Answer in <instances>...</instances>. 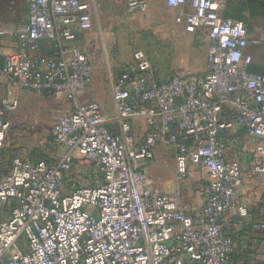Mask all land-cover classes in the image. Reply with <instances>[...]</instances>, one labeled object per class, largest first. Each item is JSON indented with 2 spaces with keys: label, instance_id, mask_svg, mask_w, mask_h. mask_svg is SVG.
<instances>
[{
  "label": "built area",
  "instance_id": "built-area-1",
  "mask_svg": "<svg viewBox=\"0 0 264 264\" xmlns=\"http://www.w3.org/2000/svg\"><path fill=\"white\" fill-rule=\"evenodd\" d=\"M167 4L180 8L176 22L187 33L206 32L207 70L159 81L137 49L132 62L109 73L113 118L98 101L80 99L92 83L93 60L77 42L94 27V0H27V22L0 28L18 39L0 64V80L69 104L52 128L54 144L65 148L58 161L18 154L0 164V264H232L241 253L227 219L264 230V219L253 220L238 195L244 169L229 154L230 145L245 150L242 129L264 159V73L249 69L247 26L225 15V0ZM147 7L145 0L127 3L128 11ZM17 105L8 85L0 95V148ZM135 120L146 125L141 139ZM158 143L173 150L178 180L191 163L207 171V200L194 213L180 191L151 187L147 164ZM76 160L94 164L102 178L67 191L64 175ZM250 175L264 186V160Z\"/></svg>",
  "mask_w": 264,
  "mask_h": 264
},
{
  "label": "crops",
  "instance_id": "crops-1",
  "mask_svg": "<svg viewBox=\"0 0 264 264\" xmlns=\"http://www.w3.org/2000/svg\"><path fill=\"white\" fill-rule=\"evenodd\" d=\"M128 0H108V36L110 26L114 22L121 21L123 19V15L121 13V9L123 4ZM148 4V8L155 7L160 10L162 16H165L164 22L166 25L171 26L169 28L170 32H174L177 34V40L184 41V45L187 46L186 50L178 49L180 42L175 43L169 49H165L167 51H175L178 52L181 59L186 61V65L183 68L177 69H169L164 68L161 71H158L157 68H154V62L151 61L147 52L145 51L147 57L149 58L152 67L155 72V76L159 81H166L171 77H168L169 72L178 73L186 70H192L199 73H205L207 70V50L209 40L206 32L199 31L195 34L187 33L184 30L182 24L176 22V15L180 8L169 6L167 4V0H145ZM247 0H225L226 6L224 9L225 15L227 17L242 20L248 29L249 33V44L247 45L245 52L250 54L253 57V65L258 70L264 69V11L263 12H252L249 8L245 6ZM96 5V0H94ZM128 3V2H127ZM127 8V4L126 7ZM186 11H189V7H185ZM96 13V12H95ZM25 20L23 23H8L11 24L13 28H18L24 25L28 20L27 10L24 14ZM96 20V16H94ZM6 23L1 22L0 28L8 27L5 25ZM95 26V23H94ZM93 30H89L84 32L81 35V39L77 44H79L82 48L86 49L93 60V78L90 87L86 90V92L80 95V99L82 101L88 100H96L98 101L104 113L109 118H113L115 115V108L112 99V95H110V104L108 110V95H101L100 89H98V85H100L98 78L101 74L103 65L101 60H98L97 54V44L95 42V38L93 35ZM47 47V44L45 45ZM18 47V39L16 37L10 35H2L0 34V64L4 62V59L7 54L11 53ZM199 47L203 51V61L201 62V66H198L199 59L198 56L194 54L195 58L192 56L194 48ZM120 49L122 46L120 44ZM185 54V55H183ZM132 56V55H131ZM123 56V53L119 50L113 57H110L108 54V69L107 75L109 80V73H117L122 66H125L131 62L130 59L133 57ZM156 69V70H155ZM110 83V80H109ZM8 85L15 91L17 95L18 102H24V98L27 96H31L32 98L39 99L43 96V94H39L29 90H23L19 87L18 83L12 82L9 78L3 77L0 80V95L4 94ZM59 106L55 110L57 114L62 111H66L69 109V104L67 101H58ZM39 115L40 110H39ZM15 125V124H14ZM13 125V126H14ZM111 128H114L115 124H109ZM16 127V125H15ZM146 125L140 121L135 120L133 123V131L136 135L137 139H141L143 136V132L145 130ZM239 134L241 141L247 136L244 130H239ZM52 135V130H51ZM248 137V136H247ZM249 138V137H248ZM37 146V145H36ZM245 147V146H244ZM38 149L41 151L35 152H27L20 148L18 150V154H23L28 156L29 158H38L45 157L50 161L56 162L58 161L62 154L65 151L63 146H57L54 144L52 138L46 145L38 146ZM246 149V148H245ZM255 151V148H254ZM80 156L81 152H77ZM256 161H263V156H259L255 153ZM233 157V156H232ZM78 160L75 161V163ZM254 161V162H256ZM74 163V164H75ZM190 173L187 177L181 178L177 180L176 174V164L174 152L170 148L164 146L162 143H158L155 147V156L154 158L148 162L147 164V177L151 187L162 188L168 194H174L177 191L182 193V199L184 203L187 205L191 213H194L196 210L201 208L203 204L207 200L209 187L211 184V179L207 173V171L199 164H190ZM247 167V166H246ZM244 169V168H243ZM246 169V168H245ZM67 174V173H66ZM65 174V175H66ZM64 175V184L67 191H70L72 188L71 184L66 183ZM243 185L240 187L238 191V195L240 198L248 201L250 212L253 210L254 206L259 202L261 196L264 193V186L261 184H256L258 186H253V180H249L253 178L249 172L246 173L244 170L243 175ZM255 215V214H254ZM253 216V215H252ZM226 231L233 234L235 236L237 245L241 248V250L245 251L246 256L241 258L238 264H263L264 261L262 259V253L259 252L264 248V238L262 235H259L257 232H254L250 229L245 222H242L238 216H231L230 219H227V228ZM261 238V239H260ZM237 259V258H236ZM245 259L248 261L244 262ZM244 260V261H243Z\"/></svg>",
  "mask_w": 264,
  "mask_h": 264
},
{
  "label": "rangeland",
  "instance_id": "rangeland-1",
  "mask_svg": "<svg viewBox=\"0 0 264 264\" xmlns=\"http://www.w3.org/2000/svg\"><path fill=\"white\" fill-rule=\"evenodd\" d=\"M127 2L121 9L124 18L111 24L109 36L108 0H96L95 5L96 20L93 35L98 47V60H101L103 65L98 78L100 83L98 89L102 96L108 95V110L111 106V88L107 75L108 54L113 57L120 50L123 56L132 55L131 57H133L137 49H143L154 62V68L156 67L158 71L164 68H183L186 65V61L181 59L178 52L165 50L177 42H180L178 49L180 48L182 51L186 50L187 46L183 44L184 41L176 39L177 34L169 31L171 26L165 24L166 17L161 15L160 10L153 6L145 11H128L125 8ZM26 10L27 0H0V23H6L5 25L10 28L12 25L8 23H23ZM120 44L122 49H120ZM194 54L198 56V66H201L203 51L197 47L194 48L192 55L195 58ZM130 60L132 62L133 58ZM168 74V77L174 75L172 71ZM24 99L25 103L18 102L16 109L9 116L10 121L16 127L15 125L12 127L7 144H16L17 151L22 148L24 151L35 153L40 151L38 146L46 145L52 138L51 130L57 115L55 110L59 104L57 99L49 95H43L39 99L32 98L31 95ZM39 110L42 115L38 116ZM242 143L246 148L244 151H239L230 145L229 154L238 159L246 173L250 174L253 163L256 161L255 143L247 136ZM101 178L102 171L94 164L85 161H77L65 175L66 183L71 184L74 188L96 183ZM249 180H253V186L260 184L256 178ZM259 252H263L261 260L264 261V248Z\"/></svg>",
  "mask_w": 264,
  "mask_h": 264
},
{
  "label": "trees",
  "instance_id": "trees-1",
  "mask_svg": "<svg viewBox=\"0 0 264 264\" xmlns=\"http://www.w3.org/2000/svg\"><path fill=\"white\" fill-rule=\"evenodd\" d=\"M245 6L247 8H249L252 12L256 11V12L260 13V12L264 11V0H247L245 3ZM249 69L251 71H254V72L264 73V69L258 70L253 65H250ZM15 147H17L16 144H7L6 143V145L3 148H0V164L1 165H3V166L9 165L12 157L15 155H18V151ZM38 158H45V157H38ZM250 214H251V216L253 215L252 216L253 220L260 219V218L264 219V193L261 196L259 202L254 206V208L250 212ZM248 227L250 229H252L254 232H257L259 235H262L264 238V230L261 231V230L253 229L251 225H248ZM238 249L240 250L241 254L235 255L233 257L232 264H238V262L241 260V258L246 256L244 250H241V248L239 246H238ZM246 261H248V260L245 259L244 262H246ZM192 264H198V263H192Z\"/></svg>",
  "mask_w": 264,
  "mask_h": 264
}]
</instances>
